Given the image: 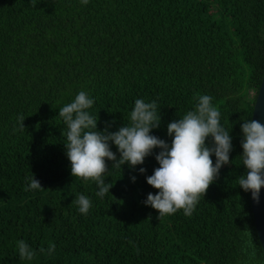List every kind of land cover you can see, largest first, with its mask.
Instances as JSON below:
<instances>
[{
	"label": "trees",
	"instance_id": "1",
	"mask_svg": "<svg viewBox=\"0 0 264 264\" xmlns=\"http://www.w3.org/2000/svg\"><path fill=\"white\" fill-rule=\"evenodd\" d=\"M33 2L0 0V264H264L250 191L237 184L247 175L241 125L264 76V0ZM80 91L102 133L129 125L137 99L155 101L151 134L169 144L167 125L209 95L232 137L231 163L190 217L158 218L143 203L158 191L146 177L160 149L135 168L107 161L113 186L100 198L95 181L72 176L58 115ZM33 175L42 189L29 187ZM79 195L92 202L87 215ZM19 240L33 260L20 258Z\"/></svg>",
	"mask_w": 264,
	"mask_h": 264
},
{
	"label": "clouds",
	"instance_id": "2",
	"mask_svg": "<svg viewBox=\"0 0 264 264\" xmlns=\"http://www.w3.org/2000/svg\"><path fill=\"white\" fill-rule=\"evenodd\" d=\"M31 2L34 7L36 3ZM81 2L86 5L88 0ZM197 99L194 111H188L183 118L167 125V134L172 137L169 144L151 134L161 124L155 101L137 99L130 113L129 125L121 126L116 132L102 133L97 130L98 120L87 111L94 100L85 91H80L71 103L59 109L58 114L68 128L67 143L64 144L72 176L95 181L99 189L96 196L103 198L113 186L104 179V173L109 169L107 161H112V166L121 167L127 163L135 168L143 165L154 149H160L155 155L159 167L146 177L147 184L158 191L149 193L143 203L157 210L158 218L175 214L178 210H183V214L190 217L200 198L218 179L221 168L231 163L233 150L232 137L220 123L221 113L213 106V98L199 95ZM24 120L23 116L19 117L21 127H24ZM241 130L242 164L249 171L246 176L239 177L237 184L245 192L250 191L253 200L259 202L260 191L264 187V125L257 120H246ZM209 137L211 145L206 143ZM109 142L117 147L119 159ZM139 172L143 174L146 169L141 167ZM132 179L134 181L135 177ZM29 187L42 189L34 175L30 178ZM75 202L81 214L87 215L92 207L91 200L85 195H79ZM17 249L22 260H33L35 252L24 240L17 241ZM54 251L55 244H50L47 254Z\"/></svg>",
	"mask_w": 264,
	"mask_h": 264
},
{
	"label": "water",
	"instance_id": "3",
	"mask_svg": "<svg viewBox=\"0 0 264 264\" xmlns=\"http://www.w3.org/2000/svg\"><path fill=\"white\" fill-rule=\"evenodd\" d=\"M252 120H257L262 125H264V76L255 100ZM248 171L249 170L247 169V172ZM251 206L255 220V226L264 252V187L261 188L259 202L253 200L251 196Z\"/></svg>",
	"mask_w": 264,
	"mask_h": 264
}]
</instances>
